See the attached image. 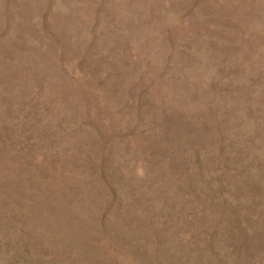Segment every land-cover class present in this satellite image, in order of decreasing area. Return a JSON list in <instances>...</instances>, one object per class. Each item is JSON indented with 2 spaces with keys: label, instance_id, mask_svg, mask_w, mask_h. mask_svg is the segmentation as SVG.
Listing matches in <instances>:
<instances>
[{
  "label": "rangeland",
  "instance_id": "rangeland-1",
  "mask_svg": "<svg viewBox=\"0 0 264 264\" xmlns=\"http://www.w3.org/2000/svg\"><path fill=\"white\" fill-rule=\"evenodd\" d=\"M0 264H264V0H0Z\"/></svg>",
  "mask_w": 264,
  "mask_h": 264
}]
</instances>
